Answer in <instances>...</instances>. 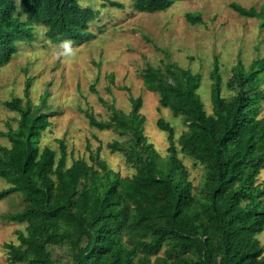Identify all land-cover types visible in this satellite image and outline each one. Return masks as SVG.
<instances>
[{"label":"trees","instance_id":"1","mask_svg":"<svg viewBox=\"0 0 264 264\" xmlns=\"http://www.w3.org/2000/svg\"><path fill=\"white\" fill-rule=\"evenodd\" d=\"M175 0H133L138 12L168 10ZM112 6H121L111 3ZM231 8L239 15L260 20L264 5ZM20 9V10H19ZM25 16V20L22 17ZM99 12L82 7L79 0H0V68L9 64L17 45L32 42L37 25L52 44L83 43L95 38L90 25ZM190 22L200 19L188 17ZM215 63L211 72L212 113L205 110L198 91L202 76L167 62L148 65L141 77L145 87L159 96L186 126L176 143L175 128L162 120L168 134V155L162 157L144 135L143 99L132 98L129 114L110 105L111 117L99 121L86 112L91 126L111 129L129 139L108 145L120 152L134 169L123 177L101 160L99 150L84 159L69 161L67 146L60 155L39 140L52 126L45 107H33L14 98L6 106L18 113L16 129L4 133L10 147L0 145V178L9 187L0 201L20 194L24 208L0 215V220L25 226L18 244L5 248L12 264H62L55 247L68 250L64 264H264V59L246 67L241 61L232 71L223 95V82ZM204 167L196 189L179 150ZM163 253L162 256L160 254Z\"/></svg>","mask_w":264,"mask_h":264},{"label":"rangeland","instance_id":"2","mask_svg":"<svg viewBox=\"0 0 264 264\" xmlns=\"http://www.w3.org/2000/svg\"><path fill=\"white\" fill-rule=\"evenodd\" d=\"M19 5L20 0H14ZM121 6H112L111 3ZM82 7L99 12L90 25L93 40L83 43L52 44L46 40L45 29L34 28V40L17 45L11 62L0 68V145L10 147L3 136L16 129L18 113L6 106L14 98L27 103L25 91L29 79V100L33 107H45L52 126L39 140L41 148L50 147L60 155V142L67 146L68 163L84 159L90 164L91 154L99 150L101 160L123 177L132 176L134 169L120 152H112L108 145L129 139L111 129L100 130L90 125L86 112L99 121L111 117L109 106L129 114L132 98L141 97V114L146 118L144 135L162 157L168 155V134L158 127L162 120L175 128L176 143L186 131L181 118L169 109L161 108L159 96L148 90L142 73L148 65L162 67L176 63L202 76L198 91L207 113H212L211 72L219 66L218 77L223 82V95L230 97L226 84L232 71L241 61L248 67L257 58L264 59V28L260 20L239 15L231 8L236 3L244 8L264 5V0H175L166 11L138 12L133 0H79ZM20 10V9H19ZM200 19L190 22L188 17ZM25 20V16L22 17ZM264 89V86H263ZM264 118V102L260 111ZM179 158L189 171V180L198 189L204 179V167L181 153ZM264 181V170L259 182ZM9 184L0 178V192ZM23 197L15 194L0 201V215L21 211ZM25 226L0 220V264L8 260L5 245L18 244L17 233ZM264 247V232L259 236ZM163 253L160 254L162 256ZM54 259L64 264L68 250L55 247Z\"/></svg>","mask_w":264,"mask_h":264}]
</instances>
